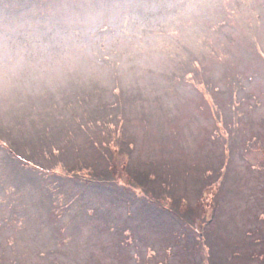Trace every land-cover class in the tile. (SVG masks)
Returning <instances> with one entry per match:
<instances>
[{
    "label": "rangeland",
    "instance_id": "374dc122",
    "mask_svg": "<svg viewBox=\"0 0 264 264\" xmlns=\"http://www.w3.org/2000/svg\"><path fill=\"white\" fill-rule=\"evenodd\" d=\"M0 264H264V0H0Z\"/></svg>",
    "mask_w": 264,
    "mask_h": 264
}]
</instances>
